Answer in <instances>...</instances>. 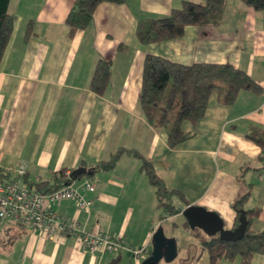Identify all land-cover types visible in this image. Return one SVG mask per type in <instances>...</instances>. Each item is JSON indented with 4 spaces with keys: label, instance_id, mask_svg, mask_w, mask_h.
I'll return each mask as SVG.
<instances>
[{
    "label": "crops",
    "instance_id": "crops-1",
    "mask_svg": "<svg viewBox=\"0 0 264 264\" xmlns=\"http://www.w3.org/2000/svg\"><path fill=\"white\" fill-rule=\"evenodd\" d=\"M72 1H8L12 30L0 59V173L24 164L23 183L61 185L60 174L67 177L76 167L88 170L122 149L109 170H89L85 178L68 182H91V190L80 192L88 201L86 209L71 200L51 208L85 229L97 227L126 243L115 251L89 253L70 235L51 241L0 220V264H139L148 256L158 226L174 239L175 258L179 240L171 234L174 223L162 224L196 205L215 212L223 228L232 229L231 203L243 192L248 193L243 209H258L249 229L264 232V158L243 136L250 126L264 128V10L224 0L217 24L187 25L176 39L141 44L134 34L136 21L164 17L183 0L102 2L89 25L69 38L64 19ZM146 54L185 65L230 64L243 70L260 92L238 91L226 105L212 91L203 117L194 124L183 122L188 136L168 148L165 131L148 125L136 106ZM99 59L108 61L109 76L96 94L89 82ZM142 160L166 189L175 191L179 213L167 216L156 206ZM187 231L196 242L186 257L189 264L205 252L199 253L196 238ZM140 246L147 252L134 258L127 247ZM217 264H239V259ZM249 264H264V253L254 254Z\"/></svg>",
    "mask_w": 264,
    "mask_h": 264
},
{
    "label": "trees",
    "instance_id": "trees-1",
    "mask_svg": "<svg viewBox=\"0 0 264 264\" xmlns=\"http://www.w3.org/2000/svg\"><path fill=\"white\" fill-rule=\"evenodd\" d=\"M9 0H0V59L12 30L11 15L7 11ZM245 6L254 10H264V0H240ZM102 2L123 3L124 0H73L64 19L67 36L89 25L95 7ZM224 0H204L202 4L181 1L178 7L171 8L164 17L139 19L136 21L134 34L141 44L169 41L180 37L187 25H215L220 20ZM30 24L26 25L25 38L30 34ZM109 76V63L99 59L95 63L89 88L100 94ZM217 90L224 104H231L238 91L260 92V87L241 69L230 64L192 63L179 64L159 56L146 54L142 63L141 82L136 106L148 125L166 133V145L174 148L180 144L188 133L183 132V122L191 124L200 120L206 108L210 93ZM245 139L259 148V158H264V128L250 126ZM122 149H117L108 160L98 162L89 168L91 172L109 170L115 163ZM134 153V152H133ZM137 156V155H136ZM149 183L154 187L156 206L165 215L179 213L174 202V190L166 189L155 175L150 163L142 160ZM59 173H62L60 171ZM5 177L10 172L0 173ZM58 180L68 183V178L60 174ZM62 185V184H61ZM60 186L48 185L47 181L31 184L36 191L46 192ZM247 192L238 194L231 203L234 210V226L238 224L241 212L244 214L245 226L240 239L224 241L217 234L205 235L197 228L190 229L196 238L199 253L205 252L204 264H217L221 259H239V264H249L254 254L264 253V232L254 233L249 229L250 222L258 215V209H243ZM189 228V227H188ZM115 251V250H114Z\"/></svg>",
    "mask_w": 264,
    "mask_h": 264
},
{
    "label": "built area",
    "instance_id": "built-area-1",
    "mask_svg": "<svg viewBox=\"0 0 264 264\" xmlns=\"http://www.w3.org/2000/svg\"><path fill=\"white\" fill-rule=\"evenodd\" d=\"M25 172V165L19 164L10 172L11 175L0 178V220L38 231L51 241L70 235L83 251L89 253L95 250L114 251L124 247L126 242L119 235H109L94 226L85 229L51 208L56 202L71 200L77 208L86 209L88 201L83 199L80 192L92 189L89 180H82L77 186L65 183L50 191L40 192L22 182ZM127 249L134 258L147 252L144 246Z\"/></svg>",
    "mask_w": 264,
    "mask_h": 264
},
{
    "label": "water",
    "instance_id": "water-1",
    "mask_svg": "<svg viewBox=\"0 0 264 264\" xmlns=\"http://www.w3.org/2000/svg\"><path fill=\"white\" fill-rule=\"evenodd\" d=\"M83 175H90V171L84 167H76L69 171L67 178L69 181H75ZM180 213L189 229L197 228L207 236L217 234L218 238L224 241H236L241 238L244 231L243 212L238 217V224L232 229H224L220 217L215 212L200 206L188 205ZM174 255V239L166 237L161 226H158L151 236V250L139 264H158L161 259L168 262Z\"/></svg>",
    "mask_w": 264,
    "mask_h": 264
},
{
    "label": "rangeland",
    "instance_id": "rangeland-1",
    "mask_svg": "<svg viewBox=\"0 0 264 264\" xmlns=\"http://www.w3.org/2000/svg\"><path fill=\"white\" fill-rule=\"evenodd\" d=\"M84 177H81V179L85 178V175H83ZM76 181V180H75ZM74 182V181H73ZM183 216H177L174 217L173 220L167 221L166 223L162 224L163 228H166L168 226H171L170 223H174L173 226V230H172V236L178 238L179 242H177V249L178 252L176 254V257L173 258L172 260L165 262L164 260H160L158 262V264H187V262H189L186 257H188V253L190 250V246H195L196 242L195 240L188 234V225L186 223V228L182 226V222L183 220ZM169 229V228H168ZM167 234H170V232H167ZM204 256H201L199 259H195L192 262H190L189 264H204L205 263V259ZM142 259V257H141Z\"/></svg>",
    "mask_w": 264,
    "mask_h": 264
}]
</instances>
